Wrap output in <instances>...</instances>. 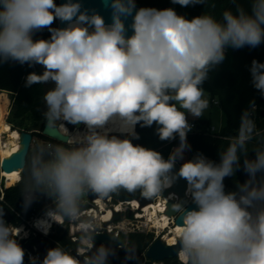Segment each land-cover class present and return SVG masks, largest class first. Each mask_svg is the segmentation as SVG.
<instances>
[{"label":"clouds","instance_id":"clouds-1","mask_svg":"<svg viewBox=\"0 0 264 264\" xmlns=\"http://www.w3.org/2000/svg\"><path fill=\"white\" fill-rule=\"evenodd\" d=\"M207 2L171 0L182 7ZM110 8L112 22L106 24L101 14L81 11L73 0H0V62L41 65L43 72L30 73L26 83L54 84L43 96L48 125L83 124L89 132L81 146H57L50 159L40 155L32 161L35 184L69 217L77 214L85 192L107 196L120 188L142 189L152 197L169 185V173L188 147L186 114L198 118L209 107L201 87L209 71L225 59L226 48L264 43V0H250V10L225 11L220 21L209 14L188 19L171 7L137 8L136 0H111ZM57 20L67 26L52 27ZM45 29L50 38L34 39ZM250 73L264 95V63L253 60ZM154 124L160 140L179 137L167 160L133 143L139 139L137 125ZM255 127L245 111L219 163L198 154L179 168L195 205L183 214L179 230L184 264H264V207L250 211L264 204V183L254 185L264 172V149L244 160L249 180L239 193L226 192L224 185ZM113 131L119 135H110ZM13 236L0 220V264H24L25 250ZM43 264L78 262L53 248Z\"/></svg>","mask_w":264,"mask_h":264},{"label":"trees","instance_id":"trees-1","mask_svg":"<svg viewBox=\"0 0 264 264\" xmlns=\"http://www.w3.org/2000/svg\"><path fill=\"white\" fill-rule=\"evenodd\" d=\"M59 4V0H56ZM139 7H154L157 9L174 8L180 15L191 19L195 16L209 14L218 21L222 20L225 11L235 12L237 6L250 10V0H208L206 4H197L195 6L182 7L178 4H172L171 0H136ZM58 28V20L52 25ZM50 33L47 29L37 32L34 39H48ZM253 60L264 63V43L256 48L243 47L241 49H225V59L214 66L208 73L207 79L201 87L208 92L212 100H217L225 115V124L220 132L211 130V121L202 119L198 122L197 128L188 131L186 135L187 149L190 156L202 154L211 158V161L219 163L221 154L227 149L230 142L236 137L240 127L242 114L247 111L250 117L255 121V130L251 140L246 145V151L238 153L240 160L237 169L233 175L224 180L226 192H237L241 185L245 184L249 177L244 172V160L255 159V150L264 149V114L262 110L264 103L260 100L262 94L254 88L250 73V67ZM41 74L43 67L41 65L24 64L7 61L0 62V91H8L13 95V109L10 120L7 122L11 130H27L33 134V142L27 156V162L21 171V178L13 182L7 181L8 187L4 190V199L1 200V207H7L14 215L11 222L14 225H20L24 219H29L32 215L45 210L47 206H52L58 213L63 215L64 224L57 225L48 237L40 235L47 245V252L53 248H59L69 253V250L77 246L80 242L73 241L70 236V221L72 217L66 216L58 207L54 196L40 186L35 184L32 177L33 158L42 155L44 160L51 158L48 142L54 145H64L65 147H79L80 143L73 142L61 143L43 134L42 129L31 130L26 125L28 118L37 121L47 111V106L43 100L44 94L54 87L51 82L46 84H34L27 86V76L30 73ZM254 105V107H253ZM3 122V121H1ZM3 122V124H6ZM46 119L44 118V124ZM6 124V125H8ZM136 133L139 139H134V144H139L146 148L158 151L162 157L167 160L175 148L179 147V137L173 140L162 141L157 133V126L151 127L136 126ZM110 135H119V133H110ZM124 138V137H121ZM13 175V174H11ZM9 175V176H11ZM0 183H3V181ZM264 183V172L257 173L254 185ZM161 191V190H160ZM160 191L153 195V200L160 194ZM111 198V204L117 205L121 202H130L143 195L142 189L129 192L120 188L108 194ZM95 206L93 201L81 198L78 206V212ZM264 207V204L257 203L255 209L258 211ZM17 213H20L19 216ZM122 214V213H121ZM129 215V214H128ZM132 216V215H131ZM88 216H80L78 221H88ZM7 226L8 222H4ZM79 239L84 237V232L78 233ZM129 239V244L125 248L112 250L109 247L104 249V255L109 262L115 264H141L146 258L144 253L154 241L153 233H129L120 235L121 239ZM133 245V247H132ZM148 258L146 264H150ZM160 264H184L177 257L163 260Z\"/></svg>","mask_w":264,"mask_h":264},{"label":"water","instance_id":"water-1","mask_svg":"<svg viewBox=\"0 0 264 264\" xmlns=\"http://www.w3.org/2000/svg\"><path fill=\"white\" fill-rule=\"evenodd\" d=\"M65 0H59V4L64 3ZM73 2H79L81 4V11H86L89 15L92 14L93 11L101 14L106 24H110L112 22V10L110 8L111 0H73ZM137 6V5H136ZM139 8V6H137ZM126 23H131V18L129 17ZM66 24H62L58 20V27H65ZM129 35L131 32L128 33ZM260 100L264 103V95L261 96ZM264 114V108L262 110ZM83 124L74 125L75 128H80ZM42 132L44 135L59 141L61 143H66V140L71 139L70 134H67L61 130V127L56 124V126L50 127L47 123L43 125ZM20 133V148L13 152L10 156L1 159L0 167L4 172H12V171H22L26 166L27 156L31 148V144L33 142V134L31 131L21 130ZM182 163L176 160L174 164V168L171 173H169V177L171 178L170 186H163L160 191V197L166 198V208L163 213L168 216L171 225L181 226L182 225V217L183 214L192 210L195 205L192 202L191 195L187 191V182L178 176L179 168ZM87 197L90 201H94L95 199H101L105 203L111 202V198L109 195L102 196L100 194L94 192H86ZM172 195V196H171ZM139 202L140 207L154 202V200L150 197L140 196L136 198ZM116 206V205H114ZM140 208V209H141ZM120 210L112 209V218L109 222H116L120 218ZM14 219V215L7 207H1L0 201V220L4 222H12ZM87 236L93 241L95 244H105L111 246L113 248H118L121 241L116 237L115 230L111 231H100V232H87ZM36 249L41 253V259L35 261V264H43V259L47 254V245L44 240L40 237L33 238L27 243V248L31 251ZM182 245L180 243L179 237L174 243H169L164 238H156L147 248L146 257L149 258L152 262L163 261L168 258H175L181 254ZM80 259L85 260L82 256L73 252ZM90 264H109L104 255L98 252H93L91 254Z\"/></svg>","mask_w":264,"mask_h":264},{"label":"built area","instance_id":"built-area-1","mask_svg":"<svg viewBox=\"0 0 264 264\" xmlns=\"http://www.w3.org/2000/svg\"><path fill=\"white\" fill-rule=\"evenodd\" d=\"M216 103H218L217 100H216ZM189 125H190V128H197V124L195 122H191L189 123ZM211 130L215 132V127L212 126ZM47 146L50 148V154H52L55 150L56 145H54L52 142H48ZM0 174L2 175L1 169H0ZM4 180L5 178L3 176H0V181L1 182L3 181V183H0V201L4 199V190L6 187H8L6 184V181L4 182ZM159 198H160V194L156 197L154 201L158 200ZM97 200L98 199H95L94 201L97 202ZM133 201H130L129 203L132 205ZM117 207L118 206H114L115 209ZM165 208H166V205L164 207V210ZM96 213H97V207L93 206L89 209H85L80 212H77V214L71 218L69 228H70V236L73 241L80 240L81 238L79 239L78 233L84 232L85 236L82 237L84 238V240H81L82 244L91 245L92 240L87 236V232L89 231L100 232L104 230H107V231L115 230L117 238L119 237L120 233L128 234V233L140 231V232H145V233H153L155 239L158 238V236H160L161 233L163 235L162 238H164L165 232H167L166 228L159 229L155 224H150L152 223V221L150 220L137 222L136 220L142 216L141 214H136L135 219L131 218L127 222H123L122 225H118V224L116 225V224H113V222L106 224V222H109L110 220L109 221L104 220L103 216L100 218V221H97ZM17 214L23 218V216L20 213H17ZM80 216H88L90 219L86 222L85 221L76 222L75 218L76 220H78ZM92 216L94 218H92ZM42 217H45L47 220H49L48 226L46 224L41 223ZM111 218H112V214H111ZM62 224H64L63 215L58 213L56 209L52 206H47L45 210L41 211L40 213L32 215L29 219L23 218V222L20 225H14L11 222L9 223L8 227L12 229L14 232L13 238H15L17 242L25 250L24 264H32L33 260L38 261L41 259V253L36 249V247H35V250L31 251L27 248V243L31 239L37 238L40 235L48 237L57 225H62ZM19 227H22L23 229L16 230ZM76 230L79 232H76ZM78 252L84 253L85 252L84 246H81ZM178 256L180 258V255Z\"/></svg>","mask_w":264,"mask_h":264},{"label":"rangeland","instance_id":"rangeland-1","mask_svg":"<svg viewBox=\"0 0 264 264\" xmlns=\"http://www.w3.org/2000/svg\"><path fill=\"white\" fill-rule=\"evenodd\" d=\"M204 92H205V98L209 101L208 109L205 110L203 115L201 117H198V118L197 117H193L190 114H186L188 123L195 122L196 124H198V122L200 120H202V119H209L211 121V126L215 127V131L216 132H220L222 127H223V125L225 124V115L223 113V110H222L221 106L218 103H216V100L215 99L212 100L210 94L208 92H206V91H204ZM177 107H179V105H177ZM12 109H13V95H12V93H10L8 91H0V122L1 121H3V122L7 121L8 122L10 120L11 114H12ZM44 118H45V115H43L42 118L38 119L37 121H34V119H32V118H28L26 120V125L31 130H40L42 128V126L44 125ZM3 122H1V123H3ZM7 122H6V124H7ZM57 125H59V126L60 125H65L70 132L75 131V130L88 131L86 126H81L80 128H75V126L73 124H70V123H67V122H64V121H58ZM193 129H195V128H190L189 131H192ZM3 137H4L5 141H9V139H10L7 134H4ZM73 142L80 143V141H73ZM57 146L65 147L64 145H57ZM197 155L198 154H194L193 156L195 157ZM1 158L2 157H1V154H0V163H1ZM186 158H187V155H186V149H185L184 152H183V159H177V160L185 161ZM180 163H182V162H180ZM0 169H1V167H0ZM0 176H2V175L0 174ZM4 176L7 179L6 182L7 181L13 182L17 178H18V180H19V178H21V172L20 173H15V174H13L11 176L4 174ZM4 182H5V180H4ZM81 198L88 199L87 193L85 192V194ZM93 202H94L95 206L97 207V213H96V220L97 221H100V218L105 213V212H102V210H103L102 207H106L105 209H113L114 208V205L111 204L110 202L109 203H105V202H103V200H100V202H98V201L97 202L93 201ZM116 206L120 207V213H122L120 215L119 220L116 221V222H113V224H116V225L117 224L118 225H122L123 222H127L131 218L135 219L136 218V214H143L141 209L140 210L139 209H134L129 202H121V203L117 204ZM92 218H94V217L92 216ZM75 220H76V218H75ZM136 221L137 222H142V221H149V220H148V216L144 215V216L139 217V219H137ZM150 224H154V223L152 222ZM76 232H79V231L76 230ZM166 233L167 232H165V234ZM160 236H161V238L163 237V235H160ZM81 240H84V238H81ZM144 263L145 262H142V264H144ZM159 263L160 262L157 261L156 263H151V264H159Z\"/></svg>","mask_w":264,"mask_h":264},{"label":"bare ground","instance_id":"bare-ground-1","mask_svg":"<svg viewBox=\"0 0 264 264\" xmlns=\"http://www.w3.org/2000/svg\"><path fill=\"white\" fill-rule=\"evenodd\" d=\"M82 126H85V125H82ZM107 128L111 129L112 125H108ZM61 130L67 134H70L71 140L73 141H81L83 137L89 134L88 131H83V130H75V131L70 132L65 125L61 127ZM110 133H114V131ZM4 134H7L9 136L10 138L9 141L4 140V137H3ZM20 146L21 144H20L19 131L11 130L9 124L6 125L0 122V154H1V157L5 158L7 156H10L13 152L18 150ZM20 172L21 171H17V170L12 171V172H4L2 170V176L5 178V181H6L7 179L4 176V174L11 175V174L20 173ZM170 184L167 186H170ZM166 200H167L166 198L164 199L160 197L158 200L151 202L141 208L139 205V202L135 199L132 203V206L133 208L135 209L138 208L139 210L141 208V211L143 212V214L141 215L142 216L147 215L148 220L152 221L159 229L166 228L167 233L164 235L165 240L168 241L169 243H174L179 237V230L181 226L171 225V221L169 217L164 215L163 213H160V212H164L163 210L165 207ZM97 201L100 202V199H98ZM102 208H103L102 212H105L103 215L104 220L106 221L111 220V214H112L111 209H105L106 207H102ZM116 209L120 210V207L118 206ZM41 223L46 224L48 226L49 220H47L45 217H42ZM22 229H23L22 227H19L16 230H22ZM180 257L183 260V257L181 256V254H180Z\"/></svg>","mask_w":264,"mask_h":264},{"label":"flooded vegetation","instance_id":"flooded-vegetation-1","mask_svg":"<svg viewBox=\"0 0 264 264\" xmlns=\"http://www.w3.org/2000/svg\"><path fill=\"white\" fill-rule=\"evenodd\" d=\"M132 233H145V232H132ZM121 234H124V233H120V235ZM129 234V233H128ZM128 234H124V235H128ZM120 235H119V237H118V239L121 241V243H120V245H119V247L118 248H113V247H111V246H108V245H105V244H95V243H93V241L91 242V245H83L82 244V242H81V239L79 240V244L77 245V246H75V247H73V248H71L70 250H69V253H70V255L71 256H73L76 260H77V262H78V264H90V261H91V254L93 253V252H98V253H101L102 255H104V249L106 248V247H109V248H111L112 250H116V249H120V248H125V247H127L128 246V244H129V239L127 238V236H126V238H124V239H121L120 238ZM161 235H162V233H161ZM159 237H161V236H158V238ZM155 240V239H154ZM153 242V241H152ZM151 242V243H152ZM81 246H84V248H85V252L84 253H79L78 252V250H79V248L81 247ZM132 247H133V245H132ZM74 251H76V253L77 254H79L80 256H82L85 260H82V259H80L78 256H76L73 252ZM105 256V255H104ZM144 257L146 258L143 262H145L144 264H146L147 263V257H146V252L144 253ZM105 258L107 259V257L105 256ZM178 258H179V256H178ZM180 259H181V257H180ZM182 260V259H181ZM107 262L109 263V264H115V263H113V262H109L108 261V259H107ZM158 262H162V261H158ZM151 263H156V262H152L151 261ZM150 263V264H151ZM159 263V264H160ZM142 264V263H141Z\"/></svg>","mask_w":264,"mask_h":264},{"label":"crops","instance_id":"crops-1","mask_svg":"<svg viewBox=\"0 0 264 264\" xmlns=\"http://www.w3.org/2000/svg\"><path fill=\"white\" fill-rule=\"evenodd\" d=\"M186 155H187V158H186V160H190V159H193L194 158V156L192 155V156H190V154H189V151H188V149L186 148ZM204 157H206L208 160H210L211 161V158L210 157H207V156H204ZM185 160V161H186ZM178 162H184V161H179V160H177Z\"/></svg>","mask_w":264,"mask_h":264}]
</instances>
